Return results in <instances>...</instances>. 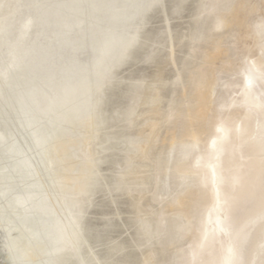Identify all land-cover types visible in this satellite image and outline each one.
I'll return each mask as SVG.
<instances>
[{
  "label": "rangeland",
  "instance_id": "obj_1",
  "mask_svg": "<svg viewBox=\"0 0 264 264\" xmlns=\"http://www.w3.org/2000/svg\"><path fill=\"white\" fill-rule=\"evenodd\" d=\"M142 2L133 40L99 79L92 119L51 147L56 171L34 152L41 183L61 194L57 225L68 211L79 217L77 248L64 241L67 264H264V0ZM30 16L38 21L24 72L39 86L52 69L47 89L58 86L68 64L77 78L98 51L73 0H0V115L9 142L26 150L31 132L8 109L4 82L19 70ZM47 51L51 61L33 68ZM9 142L0 165L14 164ZM25 189L17 195L38 214ZM22 258L0 254V264H31Z\"/></svg>",
  "mask_w": 264,
  "mask_h": 264
},
{
  "label": "bare ground",
  "instance_id": "obj_2",
  "mask_svg": "<svg viewBox=\"0 0 264 264\" xmlns=\"http://www.w3.org/2000/svg\"><path fill=\"white\" fill-rule=\"evenodd\" d=\"M73 4L75 9L83 14L78 22L79 27L83 28L87 22H91L93 30L98 32V51L90 68L80 72L74 79L75 67L68 64L63 69L65 72L64 81L48 90L47 85L57 74L52 69L45 75L47 79L44 85L46 86H39L35 82L36 76L33 71L24 72V69L27 68L25 58L33 51V46L27 44L32 39L31 30L35 22L38 21L36 17L30 16L20 29V45L16 49L17 55L15 56V67L19 70L11 74V84L4 82L9 100L8 109L14 110L17 115L20 114L19 117L23 114L26 125L29 126V132H31V143L27 150L23 146V148L19 146V143L9 142L11 133L6 128L5 119L7 118L4 119L5 114L1 113L3 124L0 129V148L6 145V141L9 142L7 143L9 155L6 157L14 161L12 165L4 164V162L0 165V254L4 261L15 257L16 260L13 263H16L22 256H25V259L31 264H67L68 248L65 247L64 241L69 240L77 248L75 242L81 236L78 225L79 217L68 211V214H64L62 217L63 225H57L55 213L57 205L54 203V198L59 200L61 194L54 197L48 193V186L46 189V184L44 183V185L40 181L41 169L39 170L38 165L40 164L41 168L45 167L50 172L52 169L56 171V161L50 160L52 157L50 156L51 147L60 138H71L77 126L92 119L91 117L94 115L92 109L95 105L94 95L99 79L112 60L133 40L134 35L129 34V31L133 20L141 13L144 3L142 0H73ZM52 56V51H47L39 56L34 62L33 68L39 64L48 63ZM43 98L45 104H42L41 99ZM64 151L67 152V150ZM34 152L46 160L38 161L40 163L37 165V155ZM11 169L15 171V176ZM11 172L13 175L10 174ZM44 172L46 171H43V174ZM67 182L69 183V181ZM24 186L27 194L34 198L33 200H40L38 214L28 212V205L25 204L23 197L17 195ZM50 186L52 187V185ZM8 228L16 231V235L7 236ZM263 256L264 248L259 251L258 261Z\"/></svg>",
  "mask_w": 264,
  "mask_h": 264
}]
</instances>
